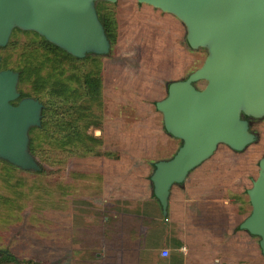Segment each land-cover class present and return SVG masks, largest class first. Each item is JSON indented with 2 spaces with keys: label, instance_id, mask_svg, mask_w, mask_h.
Returning <instances> with one entry per match:
<instances>
[{
  "label": "rangeland",
  "instance_id": "rangeland-1",
  "mask_svg": "<svg viewBox=\"0 0 264 264\" xmlns=\"http://www.w3.org/2000/svg\"><path fill=\"white\" fill-rule=\"evenodd\" d=\"M97 7L117 20L115 44L108 54L94 58L88 53L87 59L72 60L38 34L17 28L0 47V71L21 74L19 95L38 100L46 109L43 128L35 127L29 135L39 170H20L0 159V251L25 262L55 264L56 229L68 227L70 236L74 224L100 246L103 264H144V255H157L158 264H177L174 253L169 251L162 261L164 249L155 254L154 248L144 247L150 227L146 218L154 214L147 196L153 195L155 164L171 159L181 143L164 131L155 103L166 98L170 83L185 80L203 64L207 50L190 49L185 27L171 14L135 0H97ZM97 78L98 94L86 84ZM204 85L193 84L197 90ZM244 120L254 141L235 152L231 169L218 166L206 174L194 169L170 194L199 195L200 183H213L219 196L211 202L222 203L214 212L221 211L224 218L230 213L231 218L241 201L246 214L231 219L237 229L223 232V239L188 249L186 264H264L259 237L238 227L251 212L247 190L264 156V116ZM184 198L186 204L194 201ZM127 202L143 207L142 213L130 212ZM195 207L187 206L200 220L207 209ZM162 215L168 224V211ZM85 246L91 256L93 245Z\"/></svg>",
  "mask_w": 264,
  "mask_h": 264
},
{
  "label": "water",
  "instance_id": "water-1",
  "mask_svg": "<svg viewBox=\"0 0 264 264\" xmlns=\"http://www.w3.org/2000/svg\"><path fill=\"white\" fill-rule=\"evenodd\" d=\"M97 0H0V47L13 29L32 31L75 58L105 55L110 45L98 20ZM114 4L117 0H102ZM177 18L186 44L205 48L203 64L170 83L155 103L164 131L181 142L175 155L155 164L153 196L166 214L170 189L208 160L219 145L235 152L254 141L245 117L264 116V0H135ZM19 75L0 71V159L38 171L28 151L29 130L41 126L43 105L19 98ZM204 82L197 90L193 84ZM247 190L250 214L239 229L259 237L264 257V156Z\"/></svg>",
  "mask_w": 264,
  "mask_h": 264
},
{
  "label": "crops",
  "instance_id": "crops-1",
  "mask_svg": "<svg viewBox=\"0 0 264 264\" xmlns=\"http://www.w3.org/2000/svg\"><path fill=\"white\" fill-rule=\"evenodd\" d=\"M225 148L224 145H219L213 155L198 166L193 172L206 174L208 171L218 166L230 170V164H233L236 155L235 151H232L231 149L230 151ZM209 184H211L210 188L208 187ZM215 185L216 184L213 183H200V187L196 191L199 195H170L173 194L175 190V186H172L167 206L169 215L168 224H163L162 210L157 199L155 197L153 198V195L147 196L149 202L147 203L149 204L148 207L149 209L154 210V214L152 212L151 214L148 213V218H146L150 220V227L146 229L144 235L145 249L151 250L154 248L155 254L160 248L165 249L168 252L170 251V253L175 254V256L172 257L174 262L177 264H186L188 259L185 253H188V249L192 247H204L207 244L203 243V241L223 239V232H232V230L237 229V224L234 225V220L231 221V219H235L234 216L239 218V216H246V214H239L240 205H237L235 211L233 210L231 212V218H228L230 217V213H226V218H224L221 211L214 212L215 209L222 206L220 201L211 202L219 196L217 195L216 190L213 189ZM235 196L236 195H234V197ZM133 197V201L136 202L137 195H134ZM184 197L193 199V203L186 204L183 201ZM140 202H142V200H140ZM209 202L211 203L205 207ZM229 202L231 204L230 200ZM127 203L129 204L127 209H129L130 212L139 210L138 213H142L143 207L137 209L135 203L134 205L129 202ZM190 205H196L197 207H195L194 210L197 211L207 209V213H204L202 219L198 220L192 217V210L187 208V206ZM176 214L179 215L178 220H175ZM241 223H239V225ZM67 228H62V226H60V228L57 227L56 229L55 244L56 254L58 255L55 264H103L105 258L102 257L98 251L100 246L95 245L90 238L80 234V231L83 229H80L76 225L72 224V226H70V236L66 233ZM87 241L91 242L94 247L91 256L90 252L85 253L84 251V248L86 247L85 244L88 243ZM156 256L151 257L149 255H144L143 257H145V261L143 263L158 264V259L160 257L158 258V256ZM161 260H167V258H161Z\"/></svg>",
  "mask_w": 264,
  "mask_h": 264
},
{
  "label": "trees",
  "instance_id": "trees-1",
  "mask_svg": "<svg viewBox=\"0 0 264 264\" xmlns=\"http://www.w3.org/2000/svg\"><path fill=\"white\" fill-rule=\"evenodd\" d=\"M101 9H102L101 7H97L96 8L97 17H98V20H99V22H100V24H101V26H102V28L104 30V34H105L106 39L109 42V45H110V48H111V46H113L115 44V40H116V27H115V23H116L117 20H116L114 14H112L113 15L112 17L110 15L107 16L106 14H102L101 13L102 12ZM46 43L49 44L47 41H45V44ZM49 45L51 47L54 46V45H51V44H49ZM53 48H55V47H53ZM56 50H60V49H56ZM61 52H64V51H61ZM66 56L68 58L72 59V60H79V59L74 58V57H72V56H70L68 54H66ZM92 57L97 58V57H100V56L99 55H94ZM85 59H87V58L85 57ZM19 80L21 81V74L19 76ZM100 82H101L100 79L97 78V79H90V80H88L86 82V84H87V87L89 89L93 90L94 93L98 94ZM25 97H26L25 95L20 94L19 95V98L15 101L16 104H15V102H13L12 105L16 106L17 103L21 99H23ZM45 110H46L45 108L42 110V118H41V126H40L42 128H43V126L45 124V122H44ZM33 130H34V128H31L29 130V135H31V133L33 132ZM88 139H89V141H92L94 143H97L98 142L94 138H88ZM180 145H181V143H180ZM28 151L30 152V154L32 156H35L36 151H35V147L33 145L32 138L29 139ZM242 208H243V203L240 201V206H239V210L240 211H239V214L240 215H245V211L242 210ZM0 264H40V263H36L35 261H31V260H28V262H25V261H22L21 259H19L18 257L14 256L13 254H11L9 251H0Z\"/></svg>",
  "mask_w": 264,
  "mask_h": 264
},
{
  "label": "built area",
  "instance_id": "built-area-1",
  "mask_svg": "<svg viewBox=\"0 0 264 264\" xmlns=\"http://www.w3.org/2000/svg\"><path fill=\"white\" fill-rule=\"evenodd\" d=\"M169 256V252L167 251V250H163L162 252H161V258H167Z\"/></svg>",
  "mask_w": 264,
  "mask_h": 264
}]
</instances>
